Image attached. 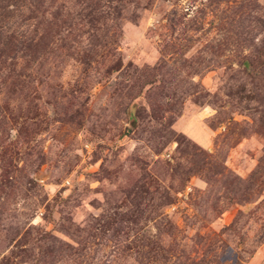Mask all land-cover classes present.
<instances>
[{
  "label": "rangeland",
  "instance_id": "374dc122",
  "mask_svg": "<svg viewBox=\"0 0 264 264\" xmlns=\"http://www.w3.org/2000/svg\"><path fill=\"white\" fill-rule=\"evenodd\" d=\"M0 264H264V0H0Z\"/></svg>",
  "mask_w": 264,
  "mask_h": 264
}]
</instances>
